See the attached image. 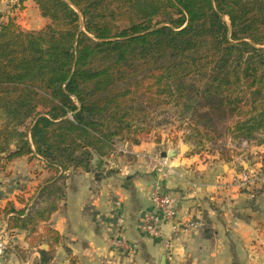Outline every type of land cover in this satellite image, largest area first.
Wrapping results in <instances>:
<instances>
[{"label": "trees", "instance_id": "trees-1", "mask_svg": "<svg viewBox=\"0 0 264 264\" xmlns=\"http://www.w3.org/2000/svg\"><path fill=\"white\" fill-rule=\"evenodd\" d=\"M35 2L49 21L40 31L0 15V155L49 173L33 211L11 210V229L35 235L72 172L140 145L172 113L189 156L215 154L208 144L225 136L264 145V0ZM45 236L39 264H54L63 238Z\"/></svg>", "mask_w": 264, "mask_h": 264}, {"label": "crops", "instance_id": "crops-1", "mask_svg": "<svg viewBox=\"0 0 264 264\" xmlns=\"http://www.w3.org/2000/svg\"><path fill=\"white\" fill-rule=\"evenodd\" d=\"M0 13L23 31H40L49 23L35 0H0ZM184 146L142 143L124 146L129 155L96 156L92 173H71L62 208L35 235L11 229V210L33 211L49 173L38 160L7 163L0 155V264H39L40 250H49L46 227L63 238L54 264H68L69 253L81 264H264V183L246 188L239 183L251 171L264 176V145L243 144L229 160L216 154L189 156L192 148ZM170 152L174 157H162ZM163 163L172 173L158 174ZM159 182L180 197L170 222L151 199ZM120 210L133 254L113 245ZM146 214L161 218L160 238L141 233ZM190 223L197 228L187 230Z\"/></svg>", "mask_w": 264, "mask_h": 264}, {"label": "built area", "instance_id": "built-area-1", "mask_svg": "<svg viewBox=\"0 0 264 264\" xmlns=\"http://www.w3.org/2000/svg\"><path fill=\"white\" fill-rule=\"evenodd\" d=\"M247 143L245 142V145ZM168 169L169 173H172L166 163L160 165L158 169V174L162 175L163 171ZM264 183V176L258 172L251 171L243 176L240 179V185L243 187H249L255 183ZM151 199L153 203L159 208L162 213V217H164L167 221H172L175 218V207L180 203V197L175 195L173 192L167 190L161 182L155 185V188L152 192ZM120 209V207H119ZM119 219L117 225L116 235L113 241V245L116 249L122 250L124 252H128L133 254L135 252V248L128 244L124 232V220L122 216V212L118 211ZM161 225V218L154 214H146L143 216L140 230L144 236L150 238H160L161 233L159 227ZM197 224L190 223L187 225V230H194L197 228ZM165 248L169 253H171V245L166 243Z\"/></svg>", "mask_w": 264, "mask_h": 264}, {"label": "rangeland", "instance_id": "rangeland-1", "mask_svg": "<svg viewBox=\"0 0 264 264\" xmlns=\"http://www.w3.org/2000/svg\"><path fill=\"white\" fill-rule=\"evenodd\" d=\"M3 17H5L4 13H0ZM5 21V20H4ZM166 117V124L163 126H157L153 133L149 136L148 139L141 142L142 143H152L157 144L159 148L161 149H167L171 147L172 145L184 143L183 137L186 135L187 130H185L186 123L184 120H182L178 114L172 113L171 115L164 116ZM163 117V118H164ZM161 118V119H163ZM160 118L158 119L159 122L163 121ZM188 147H191V145H188L187 143H184ZM245 145V142L242 144H239L238 141L233 140L230 136H225L217 143V145H214L212 143L208 144V147L206 149L207 152H213L215 151L216 155H219L217 152H227L232 153V151H235L237 147L241 145ZM248 144V143H247ZM123 148V147H122ZM120 148L116 153L119 155H129L128 151L125 149L122 150ZM192 148V147H191ZM193 150V148H192ZM205 151V152H206ZM187 150H184V153H186ZM207 153H204L202 155H206ZM228 154V155H229ZM81 263V262H80Z\"/></svg>", "mask_w": 264, "mask_h": 264}, {"label": "water", "instance_id": "water-1", "mask_svg": "<svg viewBox=\"0 0 264 264\" xmlns=\"http://www.w3.org/2000/svg\"><path fill=\"white\" fill-rule=\"evenodd\" d=\"M185 148H188V146L187 145L184 146V149ZM174 154H175L174 152H170V153L163 154L162 157L163 158H172V157H174ZM162 264H164V261H162Z\"/></svg>", "mask_w": 264, "mask_h": 264}]
</instances>
